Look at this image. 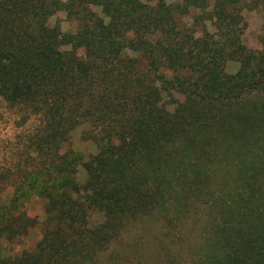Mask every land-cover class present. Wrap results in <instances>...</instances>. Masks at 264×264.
<instances>
[{"label": "trees", "instance_id": "1", "mask_svg": "<svg viewBox=\"0 0 264 264\" xmlns=\"http://www.w3.org/2000/svg\"><path fill=\"white\" fill-rule=\"evenodd\" d=\"M240 1L178 6L202 8L201 16L209 8L216 37L181 32L177 8L165 0H0V99L27 110L22 122L38 119L24 135L29 162L0 172L13 186L0 204V238L34 224L22 200L31 194L47 198L52 221L32 251L0 253V264H83L152 210L189 193L202 199L216 175L226 190L211 191L202 243L182 264H264V133L238 127L264 115L250 106L264 97V33L259 50L242 42ZM60 9L76 20L75 31L48 23ZM126 50L151 59L155 71L163 63L191 75L159 76L184 93L172 111L161 104L155 73ZM228 61L239 63L235 72L225 71ZM87 121L97 128L98 151L83 162L79 184L75 158L61 148ZM92 207L104 215L95 226Z\"/></svg>", "mask_w": 264, "mask_h": 264}, {"label": "rangeland", "instance_id": "2", "mask_svg": "<svg viewBox=\"0 0 264 264\" xmlns=\"http://www.w3.org/2000/svg\"><path fill=\"white\" fill-rule=\"evenodd\" d=\"M153 3L156 0H144ZM167 4H173L176 10L177 28L181 32H193L196 36L204 32L215 34L217 37V26L213 20H208L209 8L202 13V8L188 7L185 12H181L178 6L183 5L184 0H165ZM89 8L101 15V8L90 3ZM238 8L243 17L244 30L241 35L242 42L252 50L261 48V37L264 33V9L262 0H241ZM48 23L54 25L58 23L63 31H75L76 20L67 17L66 11L60 9L49 19ZM129 35V32H126ZM63 48V47H62ZM65 48V47H64ZM66 48H69L66 46ZM78 54L83 56L85 52L80 49ZM124 55L136 57L139 60V69L149 70L155 73L158 85L161 89V104L169 111H172L175 102L184 99V93L174 83H165L172 76L178 75L181 78H192L186 71H174L161 63L158 71L154 70L149 58L136 52L126 50ZM237 61H228L225 71L233 73L237 70ZM250 106L264 107V97H253ZM253 109V108H252ZM27 110L18 107H10L0 99V172L8 167L14 168L18 163L25 166L31 155H27L24 146L26 142L25 134H30L38 124L35 116L22 122ZM248 123L239 124L242 130L264 133V115L258 117L251 115ZM97 135V128L90 122H83L76 126L70 133L68 140L62 145L61 152L67 157L75 158L74 175L79 184L85 181V170L83 162L87 161L91 155L98 151L94 137ZM29 162V161H28ZM1 175V173H0ZM18 175L17 172L13 176ZM6 177L0 176V204H7L13 194V186L6 183ZM11 180V179H10ZM202 199L194 194H186L180 203H171L165 208L154 209L149 214L144 215L131 222L121 236L112 242L108 248L98 251L93 259L83 264H182L184 259L189 260L194 257V253L203 240V230L210 218L209 214L214 210L210 209L211 191L226 190V185L219 181L218 176H213L204 185ZM25 213L34 219V224L28 226L27 231L17 235L13 239L0 238V253L8 258H15L24 251H32L40 240L43 232L52 227L47 213V198L39 194H31L22 199ZM104 221L103 212L97 208L88 210V225H98ZM191 261V260H189Z\"/></svg>", "mask_w": 264, "mask_h": 264}]
</instances>
